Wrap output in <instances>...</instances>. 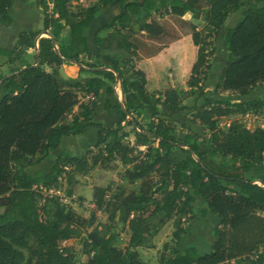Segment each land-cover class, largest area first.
Wrapping results in <instances>:
<instances>
[{"label": "trees", "instance_id": "1", "mask_svg": "<svg viewBox=\"0 0 264 264\" xmlns=\"http://www.w3.org/2000/svg\"><path fill=\"white\" fill-rule=\"evenodd\" d=\"M14 1L0 0V21L7 19V11ZM40 1L43 29L54 32L58 51L54 50L51 39L41 38L38 44L40 66L33 68L28 62L20 63L11 69L10 77L0 87V264H79L69 248L61 251L59 245L79 237L85 227L92 228L85 245L92 253L88 264H147L140 260L136 248L154 249L153 237L159 227L170 220L174 228L172 238L178 240L185 233L182 218L184 222L195 219L192 204L196 198L204 201L220 223L213 231L215 241L210 252L200 255L190 247L181 254L174 252L166 259L161 258L160 264L250 261L258 249L264 247V186L253 183L246 174L264 162V123L250 130L241 121L221 128L219 121L234 115L255 114L263 108L264 101L258 98L233 104L205 98L199 107L194 104L189 108L186 104L204 96L209 59L215 52L212 36L235 11L243 10L242 18L224 34L228 59L214 93L245 96L257 85L264 84V0H99L92 7L79 6L76 12L70 11L69 6L71 1L78 0H49L51 9L46 0ZM113 1L119 3L120 13L98 33L117 32L121 37L117 47L128 51L130 56L135 53L130 40V23L135 22L133 18L142 10L147 11L142 18L144 22L152 11L160 18L183 17L189 12L194 22H203L208 29L199 30L198 24L192 23L187 36L159 50L163 85L156 90L147 89L141 70H132L138 80L128 82L118 67L119 58H103L111 62L120 80L127 113L135 115L130 125H135L139 132L134 131L133 145L120 124L105 128L93 123L91 114L95 102L85 104L79 100V91L101 86V80L87 79L83 85H73L58 79L64 60L79 62L89 55L82 30L90 25L100 7ZM147 25L140 24L139 30L146 31ZM125 28L127 32L122 33ZM98 39L94 37L96 45ZM32 47L28 34L21 33L14 50L5 53L15 63L17 52ZM33 60L35 64L36 57ZM44 66L51 68V72L45 71ZM23 67L27 69L13 75ZM105 77L115 79L112 73ZM184 83L187 90L182 88ZM137 104L156 122L151 120L142 126L139 120L143 108ZM159 105L168 106L171 114L194 110L192 119L207 136L202 137L200 143L192 133L175 136L173 124L159 117ZM132 107L135 108L131 110ZM75 108L80 111L78 114L73 112ZM119 113L124 119L126 112L120 110ZM89 127L97 128V143L93 149L80 158L60 155L45 175L28 176L24 172L48 157L62 137L80 134ZM177 146L182 147L183 158L173 162L170 153ZM115 160L126 168L125 180L132 184L140 181L120 202L126 211L123 221L130 232L126 250L114 246L115 235L109 233L106 225L94 226L93 218L85 220L63 206L57 197L45 196L50 189L58 188V179L63 173L68 174L71 185L75 174L96 165L105 168ZM64 167L70 168V172H65ZM105 190L94 188L92 198L98 207L106 203L105 196H100ZM66 194L73 195L70 188ZM105 205L110 209L108 221L113 222L119 206L115 202ZM158 214L162 216L159 226L152 228L147 220ZM250 264H264L262 256L257 255Z\"/></svg>", "mask_w": 264, "mask_h": 264}, {"label": "crops", "instance_id": "2", "mask_svg": "<svg viewBox=\"0 0 264 264\" xmlns=\"http://www.w3.org/2000/svg\"><path fill=\"white\" fill-rule=\"evenodd\" d=\"M140 2L141 0H133ZM156 1V0H154ZM49 9L52 5L49 3V0H46ZM99 0H78L71 1L69 10L76 12L78 7H92L97 5ZM43 6L40 0H15L11 8L7 11V19L0 21V77H5L10 74L11 69H13L14 64L10 61L8 55L5 52H12L15 48L16 42L18 40V35L21 33H26L29 36V40L32 42V48H23L21 49L23 55H25L26 60H31L34 64L33 57H35V51L38 52V44L41 38L54 39L53 31L43 29V16H42ZM242 11H235L231 13L224 24L220 28V31L225 34L226 30L233 28L242 18ZM120 13V5L118 2L113 1L109 4L99 8L98 13L86 28H83L82 35L85 37L87 42V48L89 55H85L83 59L79 62L64 61L61 65V68L58 72V79L67 84H84L87 79H99L103 82L101 86H95L89 91H79L78 97L79 100L85 104H90L95 102V107L91 114V120L93 123L98 124L102 127L109 128L114 127L117 124H120L123 128V131L129 134L128 141L131 145L134 144L135 136L134 131L139 132L135 125H130V122H133L135 118L134 113H127L125 102L126 99L121 93L120 89V80L118 76L112 70L111 62L104 61V57H109L110 59H118V67L123 72V77L128 82L137 81L138 77L135 76L132 72L141 70L144 72L147 82L148 90H156L162 87L163 82L161 80V73L163 71L162 60H160V55H158L159 50L166 44L172 42L177 38H184L189 32H186L180 35L177 38L166 41L164 43L158 44L162 38H139L138 32L140 34H145V30H139V20L143 23H148L150 21L151 13L155 14L153 11L149 13V19L143 21V15L147 14L146 10H142V13L139 16L133 18L135 22L130 23V28L132 30L131 42L134 45V55L130 56L129 52L125 49H119L117 47L118 42L121 40V37L114 30L102 31L98 33V30L104 26H107L111 21ZM169 18L180 19L182 23L186 26L198 22H194L192 19L191 13H186L183 17L177 16H164ZM162 17V18H164ZM231 19L232 27L225 26L227 20ZM157 20H155L156 22ZM161 29L163 26L157 24ZM230 25V26H231ZM128 28L121 30L122 33H126ZM66 34V32H64ZM97 36L98 45L94 42V37ZM158 44V45H157ZM54 50L58 51V46L55 43ZM228 59V53L225 50V59L224 63L220 70L223 69L225 63ZM29 63V62H28ZM187 66V63L186 65ZM44 70L51 72V68L44 66ZM112 73L114 76V81L109 80L105 77L106 74ZM214 87L210 86L206 88L203 84V92L205 93L203 97L197 99L194 103L191 102L186 104V107H191L196 105L199 107L205 98L209 99H222L227 100L233 104L236 103H245L247 101H253L255 99H262L264 101V84L257 85L245 96L236 95L237 101H232L228 96L233 95L232 92H222V93H213ZM183 90H187L186 84H182ZM97 94V97L94 94ZM158 98V96H156ZM159 100L162 101L163 98L159 97ZM151 103L155 106L154 100ZM184 105V104H183ZM139 107L140 105L137 104ZM141 107V106H140ZM135 107H132L133 110ZM143 108V107H141ZM158 109L160 111L159 117L173 124L175 131V136H182L185 134H194L199 139L198 142H201L202 137H206V131L201 128L197 121L192 119V114L194 110H183L176 114H171L168 106L159 105ZM123 110L126 112L124 119L120 117L119 111ZM75 114H78L80 111L75 108L73 111ZM241 116L242 119H247L248 123L245 126L249 128L251 123L257 124V127H262L264 123V106L257 113H247ZM232 117V116H231ZM231 117L222 118L229 121L227 125L230 124ZM151 120L156 122V119L151 118L148 115V112L145 108L142 109V118L139 120V123L142 126H145ZM133 126L132 131L130 132L128 127ZM97 143V128L89 127L86 128L82 133L71 136H64L61 138L59 146L51 151L45 159L39 163L28 167L24 172L28 176L33 175H45L53 167L55 160L62 154H67L71 157L80 158L86 151L93 149ZM181 146L175 147L171 153L170 157L173 162L183 158L181 152ZM139 150H145V147H138ZM184 149H187L184 147ZM201 150L204 151V146H201ZM76 152V153H74ZM41 168L44 171L32 172V168ZM126 168L122 166L119 160L112 161L108 164L107 167H101L96 165L90 168L88 171L80 174L74 175V185L71 187L73 196H78L83 199L92 200V195L94 188H106L110 181H116V187H122V185L129 183L131 186H136L138 181H135L133 184L130 181L125 180L120 177L125 172ZM31 171V172H30ZM119 175V176H118ZM246 177L250 178L253 183L264 186L262 182L264 181V162L254 168L250 169L246 174ZM120 178V179H119ZM122 178V179H121ZM125 180V182L123 181ZM170 189V187H168ZM93 205V204H92ZM194 220L189 221L186 225H183L185 233L176 240V245L174 252L181 254L187 248H195L198 254H202L211 249L212 243L215 241L213 231L215 228L220 227L218 218L210 212L206 204L202 199L196 198L195 202L192 204ZM160 220L162 216L160 214L156 215ZM154 217V216H153ZM148 225H153L150 219L147 220ZM128 239L130 232L128 227ZM173 220L168 221L164 226L159 227L157 234L153 237V243L155 247L160 243H166L168 241V235L173 232ZM163 241L162 242V239ZM208 238V239H207ZM207 239V240H206ZM206 240V241H205ZM165 245V244H163ZM155 249V248H154ZM142 248H136L138 254ZM143 250H153V249H143ZM258 255L262 256L264 261V247H260L257 251ZM205 254V253H204Z\"/></svg>", "mask_w": 264, "mask_h": 264}, {"label": "rangeland", "instance_id": "3", "mask_svg": "<svg viewBox=\"0 0 264 264\" xmlns=\"http://www.w3.org/2000/svg\"><path fill=\"white\" fill-rule=\"evenodd\" d=\"M140 20H139L140 22L139 24H142V26H144L145 23L141 22ZM155 20L157 21L155 22ZM150 21L154 22V24L149 23ZM150 21L147 23L148 28L145 34H140V32H138V35H140L139 38H162L158 42V44H161L166 41L177 38L180 35L190 31V25L186 26L184 23H182V21H180V19L169 18V17L158 18L155 14L151 13ZM231 21H232L231 19L227 20V22L225 23V26L232 27ZM158 23L163 26L162 29L157 25ZM197 24H198L199 30H204V31L208 30L203 22H198ZM223 37H224V34L220 30L216 32L214 36H212V38H214L215 52L211 53L210 55V59H209L210 69L209 71H207L206 77H205L206 88H209L210 86L214 87L213 85L215 84V82H217L218 77L221 73L220 69L225 59V47H224ZM17 58H18V61L14 64L13 68H17L22 62L32 63V59L31 60L24 59L25 55H23L22 51L17 52ZM1 96L2 94L0 93V98ZM235 96L236 94L233 93V95L228 96V98L231 99L232 101H237L238 99ZM231 118L232 119L230 123L233 121H241L244 124L248 123L247 119H242V117L238 115H234ZM226 120L227 119H220L219 125L221 128L228 127L227 124L229 121H226ZM254 127H257V124L255 125V123H251L249 125V128L251 129H254ZM132 128L133 126L128 127L130 132L132 131ZM93 152L96 153V150H94ZM31 170H32V172L30 171L31 173L36 172V171H41V172L44 171L39 167L32 168ZM123 176H124V173L120 175V177L122 178ZM64 178H65L64 184L58 185V188H60L62 191L63 190L66 191L68 190V188H71L74 185V183L71 185L68 184V174H65ZM152 178L153 180H155L154 176ZM123 181L125 182L124 179ZM139 182L140 181H138V183ZM132 188L133 186H131L129 183L122 185V187H118V186L116 187V181H110V183L106 186V188H104L106 189L104 193H100V196H102L103 198L105 196L106 203L115 202V204L119 206L118 211L115 213L113 222L108 221V213L110 212V209L105 208L106 203H104L101 207H98L95 205V202L93 199L87 200V199H83L75 195L74 199L71 200L69 204H66L63 206L72 209L76 214H78L80 217L84 218L85 220H89L90 218H93V220L95 221L94 226L106 225L108 227L109 233L115 235L114 246L118 249L126 250L128 232L126 228L127 223L123 221V217L125 216L126 211L120 206L121 204L120 202H121L122 197H124L125 194H128ZM0 211H1V208H0ZM149 212L150 210H148L145 213V215H148ZM148 219H150V221L154 223L153 225H151L152 228H156L159 226L158 216L149 217ZM182 222L186 225L189 221L187 220L184 222V218H182ZM91 229L92 228L85 227L81 231V235L79 237L70 240L66 245L67 248H69V250L72 251L75 260L79 264H88L90 257L92 255V253H90L85 246L86 243L88 242L87 236L91 232ZM161 239H162V242H164L163 238ZM175 245H176V240H173L170 234L168 235V241L166 243H160L159 245L155 247V249L140 250V253H139L140 260L147 264H160L161 258L166 259L167 257H170L172 254H174ZM163 246H166L165 249ZM210 250L211 249H209L207 252H204V253H209ZM257 255L258 253L256 252L255 255L250 259V261H245V262H240V263L230 262L226 264H250V262H253L255 260Z\"/></svg>", "mask_w": 264, "mask_h": 264}, {"label": "built area", "instance_id": "4", "mask_svg": "<svg viewBox=\"0 0 264 264\" xmlns=\"http://www.w3.org/2000/svg\"><path fill=\"white\" fill-rule=\"evenodd\" d=\"M245 125V124H244ZM229 126V125H227ZM64 171L65 172H70V168H67V167H64ZM65 173H63L58 181H59V184H64L65 182ZM45 196H49V197H57L60 201V203L62 205H66V204H69L71 200L74 199V196L72 195L71 197H68L67 194H66V191L65 190H61L60 188H57V189H50L48 192L45 193ZM70 240H65V241H62L59 245V249L61 251H63L64 248H66L67 246V243L69 242Z\"/></svg>", "mask_w": 264, "mask_h": 264}, {"label": "water", "instance_id": "5", "mask_svg": "<svg viewBox=\"0 0 264 264\" xmlns=\"http://www.w3.org/2000/svg\"><path fill=\"white\" fill-rule=\"evenodd\" d=\"M51 40H52V44L54 45V44H55V40L52 39V38H51ZM35 53H36V54H35V57H36V63L30 66V67H33V68H37V67L40 66V60H39V58H38V52L35 51ZM64 61H67V60H64ZM26 69H27V67H23V68L20 69L18 72L13 73V75H17V74H19L20 72L25 71ZM9 77H10V75L5 76V77H3V78L0 80V87H1V85L6 81V79H8Z\"/></svg>", "mask_w": 264, "mask_h": 264}]
</instances>
